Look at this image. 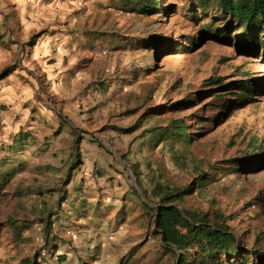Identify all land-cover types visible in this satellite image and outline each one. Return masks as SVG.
Masks as SVG:
<instances>
[{"label": "rangeland", "instance_id": "rangeland-1", "mask_svg": "<svg viewBox=\"0 0 264 264\" xmlns=\"http://www.w3.org/2000/svg\"><path fill=\"white\" fill-rule=\"evenodd\" d=\"M140 1L0 0V41L9 30L26 44L16 65L51 32L70 41L80 99L95 102L91 139L111 160L69 184L2 170L0 264H174L151 218L158 183L182 193L167 203L191 221L264 251V53L236 24L218 31L214 0L206 14L198 0H146L160 2L148 15L130 10ZM173 122L181 140L159 135Z\"/></svg>", "mask_w": 264, "mask_h": 264}, {"label": "crops", "instance_id": "crops-1", "mask_svg": "<svg viewBox=\"0 0 264 264\" xmlns=\"http://www.w3.org/2000/svg\"><path fill=\"white\" fill-rule=\"evenodd\" d=\"M28 34L29 29L22 30L24 38ZM53 35H48L52 38L45 41L47 45L43 41L33 47L38 73L31 71V62L15 64L26 45L18 32H3L0 41V76L10 69L0 78V176L9 167L10 175L28 179L30 184L52 173L58 180L72 175L75 182L89 181L94 161H111L91 139L87 123L95 102L90 97L80 99L76 72L65 60L70 41L59 45Z\"/></svg>", "mask_w": 264, "mask_h": 264}, {"label": "trees", "instance_id": "trees-1", "mask_svg": "<svg viewBox=\"0 0 264 264\" xmlns=\"http://www.w3.org/2000/svg\"><path fill=\"white\" fill-rule=\"evenodd\" d=\"M198 1L197 6L206 14L212 0ZM214 5L220 10V18L227 21L228 25L218 31L230 30L237 26V30H241L242 38L252 43L258 52L264 53V0H214ZM159 7V1L143 0L130 10L148 15L159 10ZM9 71L10 69H6L0 78ZM209 81L216 85L220 80ZM185 129L179 122H173L159 135L168 134L178 141L185 135ZM81 140V137H78L76 143L79 144ZM70 179L69 175L67 184ZM203 179L202 175L200 180ZM154 193L160 199L155 208H150L153 212L151 218L155 235L160 238L165 253L174 257V264H264V251H247L234 232L218 228L208 221L193 222L183 209L167 203L181 196V192L172 191L158 183ZM66 260L67 258L62 256L60 264Z\"/></svg>", "mask_w": 264, "mask_h": 264}]
</instances>
